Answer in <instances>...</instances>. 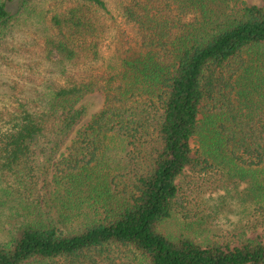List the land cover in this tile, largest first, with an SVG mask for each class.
I'll return each instance as SVG.
<instances>
[{
    "label": "trees",
    "instance_id": "16d2710c",
    "mask_svg": "<svg viewBox=\"0 0 264 264\" xmlns=\"http://www.w3.org/2000/svg\"><path fill=\"white\" fill-rule=\"evenodd\" d=\"M34 1L0 0V38L46 22L57 62L38 106L2 113L0 206L23 218L0 264H264L259 237L202 244L169 229L188 167L246 182L264 228V7ZM96 90L104 106L79 128Z\"/></svg>",
    "mask_w": 264,
    "mask_h": 264
},
{
    "label": "rangeland",
    "instance_id": "374dc122",
    "mask_svg": "<svg viewBox=\"0 0 264 264\" xmlns=\"http://www.w3.org/2000/svg\"><path fill=\"white\" fill-rule=\"evenodd\" d=\"M34 2L42 8L39 3L42 0ZM245 2L264 7V0ZM45 23L22 20L11 33L0 38V130L6 121L2 113L23 103H30L33 108L38 106L41 87L56 77V58L47 57L43 50L44 38L49 34ZM81 102L88 107L79 126L84 128L103 108L105 93L96 90ZM192 145L196 147L194 139ZM177 183V208L169 223L174 234L189 235L202 244L218 241L235 246L250 237L264 241V228L254 227L255 218L249 215L253 205L247 196L246 182L230 179L214 169L188 167ZM17 208L14 203L0 206V242L8 240L17 222L22 220L23 212Z\"/></svg>",
    "mask_w": 264,
    "mask_h": 264
}]
</instances>
